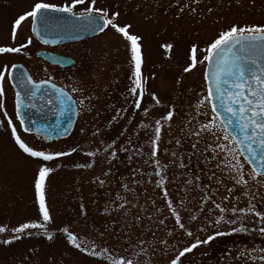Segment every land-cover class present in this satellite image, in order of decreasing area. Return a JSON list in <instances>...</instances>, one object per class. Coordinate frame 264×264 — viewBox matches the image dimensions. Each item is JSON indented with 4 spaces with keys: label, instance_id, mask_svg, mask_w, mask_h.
<instances>
[{
    "label": "rangeland",
    "instance_id": "rangeland-1",
    "mask_svg": "<svg viewBox=\"0 0 264 264\" xmlns=\"http://www.w3.org/2000/svg\"><path fill=\"white\" fill-rule=\"evenodd\" d=\"M44 2L68 4L74 13H84L90 4L109 16L118 12L116 23L129 24L130 34L141 37L138 43L144 95L141 108L135 109L131 103L135 96L129 92L133 80L131 44L115 29L108 26L80 41L44 47L31 36V20L26 19L12 39L14 18L29 10L34 0H0V45L21 47L17 53H0V68L22 63L34 80L50 77L68 90L78 107L71 133L47 142L21 131L7 76L0 81L5 103L0 110V226L5 228L0 232V264H112L120 256L132 259L134 264H168L170 258L196 240L201 243L185 253L180 264H197L198 260L210 264L217 260L214 252L231 253L234 261L261 262L264 233L260 229L264 228V220L252 212L233 213L231 209H247L251 203L257 211L264 212V183L258 182L264 181V176L249 180L246 186L235 185L231 179L234 172L225 165L216 167L226 159L224 153L211 162L205 159L211 153L192 154L194 140L189 132L196 124L188 118L196 117L197 102L206 95L204 49L232 24H264V0H95L94 4L83 0L76 5L72 0ZM185 4L189 8L182 10ZM191 8L196 11L193 13ZM165 44L172 47L165 48ZM192 44L198 45L197 63L184 72L190 63ZM41 48L70 56L76 65L60 69L47 64L36 56ZM80 99H84V108L79 106ZM144 108L149 110L147 116ZM170 108L172 118L163 121ZM200 112L206 114L198 117L201 123L211 119L209 106H201ZM8 118L29 147L67 154L50 161L30 157L12 138ZM158 119L161 135L153 158L150 140ZM141 122L147 127H142ZM211 140V136H205L206 143ZM206 143H201V150ZM153 159L160 162V176L156 175ZM42 163L51 169L43 189L51 216L46 231L52 233L51 239L45 229L12 232L21 223L42 222L35 191ZM250 171L245 163L246 178ZM161 178L163 184L159 183ZM165 191L190 236L176 225L167 209ZM225 196L228 199H223ZM215 203L226 211L221 213ZM221 216L223 219L218 220ZM65 228L88 251L81 252L70 244ZM13 235L19 238L12 240ZM209 236L211 240H207ZM6 239L8 244L3 243ZM103 249L109 250L111 260L89 254Z\"/></svg>",
    "mask_w": 264,
    "mask_h": 264
},
{
    "label": "snow or ice",
    "instance_id": "snow-or-ice-1",
    "mask_svg": "<svg viewBox=\"0 0 264 264\" xmlns=\"http://www.w3.org/2000/svg\"><path fill=\"white\" fill-rule=\"evenodd\" d=\"M83 0H72V5L80 4ZM238 2V0H237ZM95 0H92V4ZM192 3H197V0H192ZM183 8H189L188 4L182 6ZM44 10L61 11V12H72V6L65 4L63 6H57L54 3H47L44 0H34L29 10L23 11L16 18H14L11 24V35L12 39H15L17 34L18 26L21 25L26 19L31 20L32 31L35 32L36 22L39 18L45 16ZM193 13L196 11L195 8L190 9ZM103 10L95 8L91 4L86 8L85 13H79L74 15L85 16L86 13H101ZM211 11V9H209ZM119 13L116 11L111 12L110 16L105 13L98 17L102 21L105 27L110 26L115 29L118 33L122 34L123 37L128 40L131 44V63H132V87L129 92L132 93L135 98L132 100V104L135 109L141 108V100L144 95V89L142 87L141 78V63H142V52L141 46L138 41L141 37L138 35L130 34L128 29L131 27L129 24L120 26L116 23ZM89 23H92V17H87ZM99 28V24L96 25ZM103 31V28H100ZM45 43L49 41L45 40ZM53 43L55 41H52ZM27 43H31V37L28 38ZM165 48H171V44L163 45ZM198 45L192 44L190 46V63L184 68V72H188L195 67L197 63L196 53L198 52ZM21 51V47L13 46H2L0 45V53H17ZM206 55L203 56L202 61L207 62L205 68V83H206V95L201 97L197 102L196 117L190 116L189 122L196 124V127L189 132V135L193 138L194 142L191 144L192 154L211 153L205 157L209 162L216 160L220 153H224L226 159L220 160L216 165L220 168L221 165L225 167L235 175L231 176L235 185L246 186L249 180H256L257 176L264 175V24H245L238 25L232 24L226 30L221 31L215 39L208 44L204 49ZM17 65L13 64L11 67L5 65L0 68V81L6 76L9 79H18L20 86L23 90V94L18 91L15 93V119L20 121V126L23 128L25 121L21 114L22 108L35 107L34 100L39 95L41 99L44 98L45 89L50 87L54 90L56 100L60 105V114H63L65 107L69 111H75V101L73 97L69 95L63 88L58 87L55 84L50 83L51 78L47 80H34L28 73L24 72L18 76H14L12 69L16 68ZM139 90V91H138ZM76 91V89H73ZM152 99L158 104L159 100L155 93H152ZM4 91L0 87V110L5 108L4 103ZM49 104H52V99H48ZM79 106L84 108V99L79 100ZM201 106H210L211 108V119L201 123L198 117L206 115L200 112ZM148 109L144 108L143 113L145 116L148 115ZM5 117H8V113L4 112ZM173 116V110H170L162 117L163 121H168ZM115 119V117H113ZM7 126L11 129V136L19 148L30 157L41 158L43 161H50L54 157L66 155L67 153L56 151V152H45L43 150H37L33 147H29L17 134V128L13 124L11 118L7 119ZM142 127H147L141 122ZM25 131L29 129L25 128ZM154 136L150 140L151 143V156L153 158L157 155V143L161 135V120L155 121ZM211 136V142H205V136ZM176 143L179 145L180 140ZM201 143H206V146L201 150ZM74 151V149L72 150ZM91 154V153H90ZM112 155H115L113 151ZM176 155L175 152L172 153ZM231 159H227V157ZM241 157L243 162L241 161ZM153 163L156 167V175L160 176L161 168L160 162L157 159H153ZM245 163L254 165L251 168L247 178L245 177L244 167ZM182 166V165H181ZM166 167V166H165ZM51 171L43 163L39 166L38 173L35 178V191L36 200L39 205V213L42 218V222L30 221L21 223L17 227L12 229V232H23L25 229L37 228L45 229L48 222L51 221L48 208L44 199V180L48 173ZM106 175V173L104 174ZM213 177H209L211 180ZM199 177H197V180ZM104 180H100L101 184H104ZM163 178L160 179L159 183L163 184ZM187 181L186 183H190ZM264 183V181H258ZM217 183H220L217 180ZM206 187V186H205ZM231 188L228 189L230 193ZM167 192L165 191V199L167 200ZM244 195H248L247 192ZM223 199H228L225 196ZM216 209H219L221 213L225 212L226 209L219 203L214 204ZM83 207V206H82ZM118 207H123L119 205ZM167 209L171 215L175 218V223L180 229H184L187 235H191V232L185 229V225L181 222L179 212L173 207V203L167 200ZM233 213L239 211L240 213L252 212L257 217L264 220V212L257 211L254 206L249 203L246 208L231 209ZM137 220L140 217H136ZM191 219H196L192 216ZM218 220L223 217H217ZM164 223L163 220L160 221ZM238 229H233L237 231ZM243 230V229H239ZM5 231V228L0 226V232ZM67 233V239L70 244L81 252H86L88 249L82 247L76 243L77 237L72 232L68 231L67 228L63 229ZM260 231L264 233V228ZM46 235L49 239L52 238V233L46 231ZM18 236L13 235L12 240L18 239ZM209 236L207 240H211ZM207 240L203 241L204 243ZM8 239L4 240V244H8ZM143 243V241H141ZM163 243V241H162ZM200 240H196L194 243L187 247L182 248L175 256L169 259L168 264H180L181 257L185 253L190 252L192 248H195L197 244H200ZM95 248V245H93ZM92 256L104 255L106 260H111V253L107 249L101 251H91L89 253ZM264 260V256L260 257ZM112 264H134L132 259H126L123 256L112 260Z\"/></svg>",
    "mask_w": 264,
    "mask_h": 264
},
{
    "label": "water",
    "instance_id": "water-1",
    "mask_svg": "<svg viewBox=\"0 0 264 264\" xmlns=\"http://www.w3.org/2000/svg\"><path fill=\"white\" fill-rule=\"evenodd\" d=\"M44 11L45 16L39 18L36 22V31H32V24L30 28L32 36L43 45L52 46L61 43L82 40L84 38L91 37L100 33V28H103V30L106 28L103 25L102 21L98 19V17L102 15L100 13H86L85 16L82 17L80 15H74L72 12H61L52 10ZM88 16L92 17L91 24L89 23V20L87 18ZM97 24H99V28L96 26ZM45 40L49 42L45 43ZM52 41L55 42L53 43ZM36 55L50 64H55L61 67L70 66L74 63V60L69 56L62 55L60 53L50 52L47 50H38L36 52ZM15 65H17V67L12 69L14 76H18L19 74L24 72L28 73L22 64L15 63ZM206 67L207 62L204 67L203 78ZM8 80L14 90L15 101V93L20 91L23 94V90L20 86L18 79L8 78ZM50 83L54 84L51 81ZM48 99H52L53 103L49 104L47 102ZM34 103L36 105L35 107L21 109V114L25 121L24 127L22 128L20 126L23 132L29 134H37L39 137L43 138L46 141L64 138L70 134L77 117L76 105L75 111H69L67 107H65V111L63 112V114H60V105L56 100L54 90L50 87H47L45 89L44 98L41 99L38 95L34 100ZM18 122L20 125V121ZM25 128L29 129V131H25ZM253 166L254 165H249L250 168H252ZM262 264H264V262Z\"/></svg>",
    "mask_w": 264,
    "mask_h": 264
},
{
    "label": "flooded vegetation",
    "instance_id": "flooded-vegetation-1",
    "mask_svg": "<svg viewBox=\"0 0 264 264\" xmlns=\"http://www.w3.org/2000/svg\"><path fill=\"white\" fill-rule=\"evenodd\" d=\"M75 65H76V63H75ZM73 67H69V68H73ZM60 69H67V68H60ZM213 255L217 257V260H215L216 262L215 261L214 262L211 261L210 264H215V263L216 264H230V263H233V262L241 263V262H244V261H250V260H247V259H241L240 261H234L233 260V255L231 253H229V254H226V253L222 254L221 252H214ZM197 264H204V263L202 262V260H198L197 261Z\"/></svg>",
    "mask_w": 264,
    "mask_h": 264
}]
</instances>
